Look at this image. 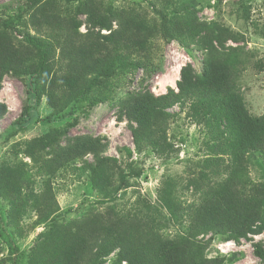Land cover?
<instances>
[{
	"label": "rangeland",
	"instance_id": "obj_1",
	"mask_svg": "<svg viewBox=\"0 0 264 264\" xmlns=\"http://www.w3.org/2000/svg\"><path fill=\"white\" fill-rule=\"evenodd\" d=\"M51 1L24 12L23 24L5 32L15 47L28 52L21 29L51 41L48 70H43L36 82L45 94L43 99L53 104L50 110L54 113L49 121H30L16 135L0 142V214L5 229L24 252V264H43L47 250L49 259L55 262L49 244L68 230L72 235L78 233V225L88 220L111 218L123 224L134 216L150 223L156 219L153 226L161 238H173L187 223L185 212L200 202L203 189L215 187L226 178L232 163L230 155L219 151L221 142L206 124V118L197 121L188 105H175L170 110L175 118L168 122L159 147L146 146L137 151L128 123L120 116V107L127 95L144 88L155 95L168 87L175 88L183 65L190 64L195 73L202 71L205 39L179 12L182 3L190 0H87L98 13L111 10L114 18L110 28L92 24V18L88 19L84 12L77 14V1ZM192 1L196 20L214 23L234 37L226 40L225 47L236 50L230 64L243 103L253 116H264V0ZM156 10L169 16L167 24L161 22ZM74 19L80 22L76 29L71 25ZM78 43L92 54L86 65L97 59L106 63L114 56L137 65L116 68L104 79L90 95L99 97L94 105L87 100L77 104L73 98L71 84L77 68L72 66L70 48ZM27 82L12 73L1 78L0 102L6 110L0 116V139L29 97ZM69 98L71 102L64 105ZM45 104L42 101L39 116L47 111ZM70 122L74 125L48 145L46 139L55 137L54 133ZM76 137L98 138L105 145L98 158H117V162L101 166L108 190L117 186L120 169L127 175L116 199L98 202L101 195L90 185L91 172L83 168L84 162L94 161L92 153L58 160L57 153H63L68 141ZM123 147L131 148V157L124 154ZM253 157L248 158L246 176L264 186V171ZM10 178L12 185L7 181ZM160 191L184 209V214L178 219L171 217L167 226L160 221L169 216L162 207ZM253 230L246 238L216 236L206 250L207 257H222L223 264H264V259L254 255L252 246L261 242L264 249V207ZM117 250L99 264H126L116 261ZM7 254V244L0 234V259Z\"/></svg>",
	"mask_w": 264,
	"mask_h": 264
},
{
	"label": "trees",
	"instance_id": "obj_2",
	"mask_svg": "<svg viewBox=\"0 0 264 264\" xmlns=\"http://www.w3.org/2000/svg\"><path fill=\"white\" fill-rule=\"evenodd\" d=\"M47 1L49 0L0 2V81L7 73L15 74L28 81L29 92L27 101L5 129L0 142L16 135L30 121H49L54 114L50 110L53 104L43 99L45 94L36 82L38 75L43 70H48L51 41L21 29L19 32L29 48L28 52L15 47L5 36V32L16 30L23 24L24 12L33 8L39 9ZM64 1H77V14L84 12L88 19L92 18V24L110 28L114 18L111 10L101 14L90 7L87 0ZM192 2L194 1L182 3L179 12L184 14L189 26L198 28L195 33H202L205 39L202 48L206 57L202 71L195 73L191 65L186 64L180 68L175 88L168 87L164 93L158 95L148 88L127 95L121 101L120 116L128 123L134 147L137 151H142V147L156 148L162 144L168 122L175 118V113L170 111L173 106L179 105L182 108L188 105L192 117L197 121L206 118V124L221 142L217 146L219 151L230 155L232 163L228 167L226 178L215 187L209 185L203 189L200 202L185 212L188 216L187 223L173 238H161L153 226L156 219L150 223L134 216L128 218V223L122 222L123 224L111 221V218L88 220L84 225H78V233L72 235L68 230L67 234L61 233L49 244L50 254H53L56 260L53 262L49 259L47 250L42 257L43 264H99L116 248V261H125L126 264H223L222 257H207L206 250L212 240L219 235L226 239L246 238L249 233L254 232L264 207V186L248 179L246 164L248 158L253 155L256 164L264 171V116H253L243 103L237 81L234 79L235 71L230 64L232 52L236 50L233 47H225L226 40L234 37L214 23L204 24L196 20V7ZM157 13L161 22L167 24L169 16L161 11ZM71 25L76 29L80 22L74 19ZM165 29L164 26L163 31ZM70 50L72 66L77 68L76 77L71 84L73 98L77 104L87 100L90 105H94L99 97H91V93L99 88L104 79L113 75L116 68L137 66L133 61L122 62L116 56L106 63L97 59L86 65L87 58L92 55L86 46L78 43ZM47 94L51 95L52 92ZM42 101H46L47 111L39 116L37 111ZM70 102L71 98L63 103L68 105ZM5 110L6 105L0 102V116ZM72 125V122L66 123L62 130L54 133L55 137L53 135V138L46 139L48 145L53 144L56 138L67 132ZM104 146L98 138L76 137L68 141L63 153H57L58 160L78 158L88 152L93 154L94 161L84 162L83 168L91 172L89 182L101 195L99 203L116 199L117 192L125 184L127 177L124 169H120L117 186L113 190L107 189L101 166L103 168L108 161L115 163L117 158L99 159L98 155ZM122 150L127 157L133 154L130 147H123ZM137 175L138 173L135 176ZM7 181L12 185L11 178ZM0 186H3L1 180ZM159 197L162 207L169 214L160 220L164 226L168 225L171 217L178 219L177 216L184 214V209L170 195L160 191ZM54 222L51 221L52 224ZM3 223V214H0V234L8 248V254L0 259V263L24 264V252L18 249ZM252 246L254 255L263 260L264 249L261 242H255Z\"/></svg>",
	"mask_w": 264,
	"mask_h": 264
}]
</instances>
